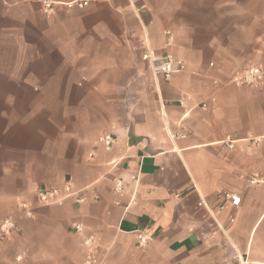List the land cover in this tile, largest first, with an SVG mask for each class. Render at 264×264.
Segmentation results:
<instances>
[{
	"label": "crops",
	"instance_id": "1",
	"mask_svg": "<svg viewBox=\"0 0 264 264\" xmlns=\"http://www.w3.org/2000/svg\"><path fill=\"white\" fill-rule=\"evenodd\" d=\"M87 1L0 0V264H85L89 236L96 264H264V86L232 81L264 68V0ZM146 50L185 70L155 76Z\"/></svg>",
	"mask_w": 264,
	"mask_h": 264
},
{
	"label": "built area",
	"instance_id": "2",
	"mask_svg": "<svg viewBox=\"0 0 264 264\" xmlns=\"http://www.w3.org/2000/svg\"><path fill=\"white\" fill-rule=\"evenodd\" d=\"M25 2L27 0H19ZM40 10L45 15H50L54 11L56 6H75L79 9L87 6V0H37ZM142 60L151 64L152 72L155 76L162 78L165 81H169L175 74L181 73L185 70V64L183 61L175 58L172 55H166L162 58L156 57L153 51L146 50L142 55ZM232 81L238 86L248 87H260L264 86V68L262 66H248L236 73ZM100 143L105 150H110L115 139L112 135L106 134L100 139ZM258 141V140H254ZM229 149L232 148V142L227 144ZM90 154V156H92ZM260 180L252 179L249 184H258ZM124 182L119 180L115 184V192L120 193L123 190ZM71 185L66 183L60 189H50L44 192H38L36 196V202L43 205H48L72 196ZM82 202L81 199L77 200ZM240 206V197L228 191H221L217 196V204L215 209L219 211L225 210H237ZM20 209L26 217L33 216V209L30 203L20 204ZM212 213V209L208 210ZM234 217L229 218V223L233 224ZM17 225L11 217H5L0 220V241L13 236L17 232ZM81 226H75L76 232H81ZM136 245L139 248L146 247L151 241V234H148L145 230H138L135 234ZM85 253V264H96V259L93 254V237L89 236L82 242ZM21 257H16V261H21ZM239 264H249L246 260L240 261Z\"/></svg>",
	"mask_w": 264,
	"mask_h": 264
}]
</instances>
